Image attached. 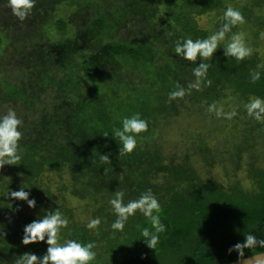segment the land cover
<instances>
[{"label": "trees", "instance_id": "16d2710c", "mask_svg": "<svg viewBox=\"0 0 264 264\" xmlns=\"http://www.w3.org/2000/svg\"><path fill=\"white\" fill-rule=\"evenodd\" d=\"M44 1L36 0L28 17L40 26L48 24L41 22L49 14L50 0ZM67 2L73 8L78 7L79 13L93 8L97 12L84 18L83 26L78 24L82 28L74 27L73 34L66 21H58L59 41L53 45L43 43L40 49L38 35L29 39L18 32L17 25L24 21L17 19L18 23L11 27L10 21L0 20V50L8 47L10 53L18 42L31 50L36 43V51L31 50V55L21 47L11 52L12 57L0 61V114L12 108L24 121L21 160L17 165L0 168V264H14L17 256L26 252L43 255L47 248L43 242L21 243L23 228L45 210L56 208L69 221L62 230V238L95 244L97 255L92 264L239 261L237 252L229 253L231 246L243 242L249 232L264 238V123L255 122L237 110L238 115L232 119L234 127L244 130L229 133L233 131L231 128L228 132L227 142H231L232 148L229 164L236 173L245 167L250 188L240 180L224 187L217 180L204 179L194 169L191 153L182 156V160L168 157L159 128L162 119L180 116L187 100L209 107L232 96L240 104L249 97L264 98V58L255 54L240 62L227 60L218 48L213 58L204 61L210 64L207 79L211 84L202 85L200 91L187 89L182 99L168 100V93L176 90L177 84L184 87V76L195 79L193 62L175 56V41L210 35L199 26L195 16L209 13L220 16L229 3L241 11L245 23L233 27L227 35L249 26L256 29L253 34L258 37L264 28V0H114L102 12L99 0ZM6 4L7 0H0L2 18ZM37 15L41 17L33 18ZM135 18L144 26L141 36L130 42L119 39L124 24ZM220 23L221 20L216 28ZM87 42L97 43L101 51L92 52L91 47H85ZM154 42L164 44L165 51L156 49ZM108 63L131 65L144 69L148 76L153 75L151 85H159L156 93L163 92V100L150 95L148 89L121 95L117 86L122 84L109 82L105 70ZM253 71L261 72V79L255 84L250 80ZM126 86L130 88L131 84L128 82ZM137 112L148 121V130L139 135L132 154L119 156L117 142L103 134H111L119 126L120 118ZM195 145L210 167L222 165L227 156L202 139H197ZM96 150L108 155L110 163L101 164ZM53 176L59 179L58 183L54 184ZM45 180L49 183L45 184ZM21 188L30 193V199L35 198L34 208H29L25 201L7 197L9 190ZM53 188L84 201L89 217H99L101 224L89 230L85 227L87 222L75 221L71 208L56 203ZM148 189L161 204L160 217L166 226L155 250L139 240L140 230L150 227L139 213L129 219L123 232L113 234L110 229L115 216L107 201L113 192L124 191L127 202ZM261 252L264 249L251 253L246 249L245 258Z\"/></svg>", "mask_w": 264, "mask_h": 264}, {"label": "clouds", "instance_id": "9594fccd", "mask_svg": "<svg viewBox=\"0 0 264 264\" xmlns=\"http://www.w3.org/2000/svg\"><path fill=\"white\" fill-rule=\"evenodd\" d=\"M36 5V0H7L6 7L13 17L20 22L31 16ZM245 18L241 11L232 6L225 8L221 23L214 32L204 38L192 39L183 37L177 39L174 44L176 57L193 62L192 75L194 82L188 86L189 90L200 91L202 85L208 86L211 81L207 79L210 64L204 61L213 58L218 48L223 50V56L234 59L237 62L244 61L253 54V49L248 46L244 35L240 32L229 34L233 27L244 24ZM227 37V39H226ZM259 38L264 40V31L259 33ZM199 61V63H197ZM260 66H258L259 68ZM261 79L260 71L250 73L253 84ZM186 89L179 84L176 90L168 93V100L182 99ZM209 112H214L217 118L232 120L238 115L236 109L224 111L223 107L209 106ZM243 110L246 116L255 122L264 123V98L259 96L249 97L244 103ZM24 121L18 118L15 109L9 108L6 113L0 114V168L5 165H17L21 160L20 142L23 136ZM148 130V121L141 117L140 113L124 116L119 119V126L112 129L111 134L104 133V137L111 136L119 146V156L132 154L137 147V138L141 133ZM101 164H109V156L102 155L97 150ZM92 150V155H93ZM30 193L25 189L8 191L7 197L25 201L29 208L36 206L35 198H29ZM124 191H114L108 199V205L115 216L110 224L113 234L123 232L131 217L137 213L142 215L149 226L140 230V239L148 248L154 249L160 242V236L166 231V226L161 221V204L156 195L148 189L136 199L125 202ZM68 219L61 213L59 208L45 210L42 216L26 224L23 228L21 243L30 245L43 242L47 245L43 255L37 256L32 252H26L14 261V264H92L96 259L95 244L93 242H81L74 238H62V230L68 227ZM101 224L99 217L90 218L85 227L89 230L96 229ZM264 249V238H258L253 232L244 235L243 242H238L229 248V253L237 252L238 260L243 264H264V252L251 254L245 259V250Z\"/></svg>", "mask_w": 264, "mask_h": 264}, {"label": "rangeland", "instance_id": "374dc122", "mask_svg": "<svg viewBox=\"0 0 264 264\" xmlns=\"http://www.w3.org/2000/svg\"><path fill=\"white\" fill-rule=\"evenodd\" d=\"M113 1L114 0H99V3L101 5L100 9H102L100 11L102 12L103 10H107V8L111 6ZM49 5V14L44 15L43 20L41 21L43 23H48L47 25L42 26L41 24L40 26L36 22L32 21L33 19L28 18L26 21H24V23H20L19 25H17L18 32L26 34L27 38L31 39L33 35H38V38H41V41H38L37 43V47L39 49L41 48V45L43 43H49L53 45L54 43H57L59 41L61 34L60 32H58L59 29L56 25L58 21H66L68 24V29L71 32L75 31L74 27L82 28L85 23L84 18H89L92 13L97 12L96 8H93L86 13H79L78 7L73 8L72 4H69L67 0L58 2H56L55 0H50ZM227 6H232L234 8V6L230 5L229 3ZM3 12L5 13L4 18H2V14L0 13V20L2 19V23L10 21L9 23L12 24L11 27H13L15 23H18V20L11 15L8 8L6 9L5 7L2 13ZM222 14L223 11L220 16H218V14L216 13H209L203 16H195V19L202 29L211 34L212 32H214L217 23L221 20ZM40 17V15H37L33 18L38 19ZM13 18H15V20H13ZM129 22L130 24H124V26L122 27V31H120L119 34V39L128 42L135 41L137 36H141L140 34H142V32L144 31V26L140 21H138L137 18L132 19ZM78 24L82 26L79 27ZM247 28L248 29L246 30L242 29L238 32L244 35L248 46L253 49L252 55L256 54L264 58V40L259 38V33L261 31H264V28L259 31L258 37L253 34L256 29L252 30V27L249 28V26ZM35 44L31 48L32 51H36L34 50ZM153 44H155V48L160 52L165 51V46L164 44H161V42H154ZM21 47L22 43L18 42L13 46L11 52H15L16 49H21ZM23 47V50L27 52V54L31 55L32 51L27 49L25 46ZM85 47H91L92 52L95 53L101 49V46L95 42L93 44L92 42H87L85 44ZM11 52L8 53V47L0 50V61H2V59L8 58L9 56L12 57ZM24 54L27 55L26 53ZM40 56H38L37 58H39ZM105 68V70L108 71L107 75L109 82H112L114 84H122L121 86H117V89L122 90L120 91L121 95H130V90L137 91L140 89L141 91L142 89H148L152 92L150 93V95L153 94V96L155 98H158V100H163V98H161V96H163V92H161L160 94L156 93L159 85H155V87L151 85V82L153 81V75L148 76L145 73L144 69H136L131 65L127 66L121 65L119 63H108ZM123 81L126 84L129 82L131 84V87H127ZM192 81L194 82V80H190L189 76L183 77V82L185 84L184 88L186 90L188 89V86L193 83ZM187 103V105L182 106V112L180 116L162 119L163 122L160 125L159 133L162 134L161 143L164 147L166 155L168 157L176 156L177 159L182 160V156H184L186 153H191L192 165L204 179L217 180L224 187H228L234 180H240L241 182H243L246 188H250V181L246 178L245 167H243V170L236 173L234 166L231 163L229 164V160H231L232 148L230 146L231 142H227V140H229L228 134L231 132L241 133L244 128H235L233 120L217 118L214 112H209V107H207L205 104L195 105L189 100H187ZM215 105L217 107L222 106L224 111L236 109L244 112V103L240 104L235 96L215 103ZM231 128H233V131H230ZM197 139H202L206 143V145L208 144L210 147L215 148L218 153H226L227 156L222 161V165L218 163L213 167L208 166L195 145ZM246 162L247 157H244V163ZM223 167L227 168L224 169ZM52 179L54 181V184L59 182V179L55 176H53ZM44 182L45 184H48L49 180H45ZM53 192L58 198L56 200V203H58L59 205H66L68 206V208L72 209V215L74 216L75 221L79 223H86L90 219L88 214V207L84 201L69 197V195H63V193H60L56 188H53Z\"/></svg>", "mask_w": 264, "mask_h": 264}, {"label": "water", "instance_id": "95a60500", "mask_svg": "<svg viewBox=\"0 0 264 264\" xmlns=\"http://www.w3.org/2000/svg\"><path fill=\"white\" fill-rule=\"evenodd\" d=\"M245 259H247V258H245ZM231 264H243V261L239 260V261H236V262L231 263Z\"/></svg>", "mask_w": 264, "mask_h": 264}]
</instances>
